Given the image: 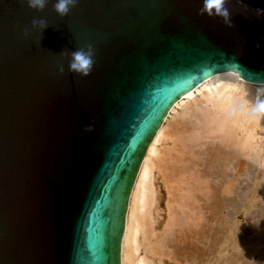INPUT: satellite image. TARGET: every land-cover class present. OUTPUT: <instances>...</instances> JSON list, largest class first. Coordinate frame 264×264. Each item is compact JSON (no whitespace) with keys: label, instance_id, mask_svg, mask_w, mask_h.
<instances>
[{"label":"water","instance_id":"1","mask_svg":"<svg viewBox=\"0 0 264 264\" xmlns=\"http://www.w3.org/2000/svg\"><path fill=\"white\" fill-rule=\"evenodd\" d=\"M55 2L0 0V264H121L146 146L209 75L259 79L264 0H228L229 22L202 0H78L64 17ZM88 44L91 74L71 73Z\"/></svg>","mask_w":264,"mask_h":264},{"label":"bare ground","instance_id":"2","mask_svg":"<svg viewBox=\"0 0 264 264\" xmlns=\"http://www.w3.org/2000/svg\"><path fill=\"white\" fill-rule=\"evenodd\" d=\"M255 86L233 72L209 75L169 107L131 186L122 264H163L162 254L175 264H256L252 248L264 243V115L249 114ZM177 106L183 111L171 120ZM156 168L173 198L161 232L152 216ZM188 179L197 191L183 201L177 184ZM241 212L255 229L242 227Z\"/></svg>","mask_w":264,"mask_h":264},{"label":"clouds","instance_id":"3","mask_svg":"<svg viewBox=\"0 0 264 264\" xmlns=\"http://www.w3.org/2000/svg\"><path fill=\"white\" fill-rule=\"evenodd\" d=\"M27 6L37 11H43L47 6L48 0H23ZM228 0H202V7L199 9L200 15L209 17H220L229 22L230 12L226 7ZM78 0H56L53 5L54 11L61 17L67 16L71 9L75 7ZM32 27L39 28L42 32L48 27L45 19H33ZM24 35H29V30L24 29ZM70 60L68 70L79 76L87 77L91 74L95 66V49L93 45L88 44L86 47L78 48L69 53ZM59 72L63 74L64 68L61 66ZM259 79L255 83V89L251 100V108L249 114L251 116L264 115V70L257 74ZM91 127L86 131H91Z\"/></svg>","mask_w":264,"mask_h":264},{"label":"rangeland","instance_id":"4","mask_svg":"<svg viewBox=\"0 0 264 264\" xmlns=\"http://www.w3.org/2000/svg\"><path fill=\"white\" fill-rule=\"evenodd\" d=\"M197 93H199V94H197ZM196 96H198V99H203L204 100V98L203 97H201V95H200V92H196V94L194 95V97H196ZM177 111H175L174 112V114H171V120H174V118H176L177 116V118H179L180 117V114H181V112L183 111V107H181V106H177V109H176ZM177 114V115H176ZM175 115V116H174ZM167 116H168V114H167ZM174 116V117H173ZM165 121V120H164ZM166 138V139H165ZM165 138H163V140L161 141V143H160V147L162 148V149H165L166 147V145H167V141L169 140V138H167V137H165ZM165 144V145H164ZM164 146V148H163V146ZM158 169L156 168L155 169V174H156V176H155V179H154V186H155V200H154V204H153V209H152V216H153V220H154V228H155V230L157 231V232H161V231H163L164 230V228H165V224H166V221H167V219H168V213H167V210H168V206H169V204H170V200H171V198H172V194H169V190L165 187V185H164V183L162 182V179H161V175L158 173ZM192 179H188L187 180V182L185 181V183H182L181 185H179V184H177V191H182L183 190V192H182V195H181V193H179V192H176V196H178L177 194L179 193V197H183L182 199H184L183 201H187L188 199H189V197H191V195L193 196V192H196L197 191V188H195V187H197V184H195V181L194 180H192ZM192 182V184H190ZM183 185V186H182ZM189 185V186H188ZM192 186V187H191ZM187 188V189H186ZM195 188V189H194ZM184 189H186L185 191H184ZM186 192V193H185ZM187 192H188V194H187ZM199 193V194H198ZM197 194L201 197V196H203V194H202V192L201 191H199V192H197ZM185 195L187 196V197H185ZM187 198V199H186ZM173 199V198H172ZM177 199H178V197H177ZM173 203V202H172ZM179 204V201L177 202V200L176 201H174V203H173V205H175V206H177ZM128 205H129V202H128ZM255 208V207H254ZM127 210H128V208H127ZM127 210H126V212H125V224H126V215H127ZM255 211H258L257 209H255ZM241 214V215H240ZM238 216H237V220H238V222L239 223H242L243 224V228L245 227H247V226H254V227H252L251 229H255L256 227H255V225H251L250 223H248L247 221H246V218H244V215H243V213L241 212V213H238L237 214ZM242 216H243V218H242ZM238 217H240V218H238ZM246 221V222H245ZM244 222V223H243ZM250 224V225H249ZM245 225V226H244ZM252 236H254V237H256L257 236V231H255V230H253V232L251 233V237ZM254 237H252V238H254ZM251 238V239H252ZM122 239H123V237H122ZM151 241H152V243L154 244V242H155V237H153L152 239H151ZM254 241H255V243H254ZM258 242V240H257V237L256 238H254L253 239V244H256ZM149 244V241H146V245H148ZM121 245H122V242H120V254H121ZM255 246V245H254ZM259 249L261 250L262 249V251H259ZM230 252L231 253H234V252H236V250H232V249H230ZM262 252V253H261ZM252 256H256L257 257V261H256V259L255 260H253V261H255V263L256 264H264V243H262V245H260V247H255V249H254V247L252 248V254H251ZM158 257H159V259L160 260H162L163 261V264H170V263H168L167 262V260L168 261H170L171 259H170V256H167V255H158ZM160 260H158V263H159V261ZM165 260V261H164ZM172 261V260H171ZM170 261V262H171ZM167 262V263H166ZM121 264H122V262H121ZM171 264H175L173 261L171 262Z\"/></svg>","mask_w":264,"mask_h":264}]
</instances>
